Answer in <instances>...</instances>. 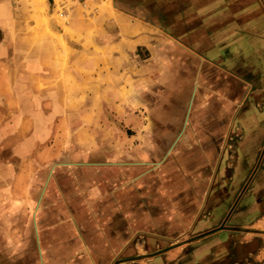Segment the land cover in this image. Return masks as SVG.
Returning a JSON list of instances; mask_svg holds the SVG:
<instances>
[{
	"label": "rangeland",
	"instance_id": "obj_1",
	"mask_svg": "<svg viewBox=\"0 0 264 264\" xmlns=\"http://www.w3.org/2000/svg\"><path fill=\"white\" fill-rule=\"evenodd\" d=\"M40 1L0 0V264H264V0Z\"/></svg>",
	"mask_w": 264,
	"mask_h": 264
},
{
	"label": "crops",
	"instance_id": "obj_2",
	"mask_svg": "<svg viewBox=\"0 0 264 264\" xmlns=\"http://www.w3.org/2000/svg\"><path fill=\"white\" fill-rule=\"evenodd\" d=\"M260 33H261V35L264 33V28L261 29ZM261 54L263 55L264 52L261 53ZM260 59H262V64H264V56H262ZM26 124H27V122L25 121V125ZM24 143H26V141ZM25 151L28 153L27 155H29L31 157H35V158H38L41 155V153L44 154L46 157L49 154L50 158H52V155H53V151L52 150L47 149L44 152H41L36 146L34 148H31V150L30 149L29 150L26 149ZM29 156L25 155V157H29ZM54 157H56V156L54 155ZM50 170H51V168H50Z\"/></svg>",
	"mask_w": 264,
	"mask_h": 264
},
{
	"label": "bare ground",
	"instance_id": "obj_3",
	"mask_svg": "<svg viewBox=\"0 0 264 264\" xmlns=\"http://www.w3.org/2000/svg\"><path fill=\"white\" fill-rule=\"evenodd\" d=\"M42 1H43V0H42ZM42 1H40L39 4L42 3ZM44 3H46V2H44ZM42 6H43V5H42ZM39 16H40V15H39ZM41 17H42V16H41ZM44 19H46V18L44 17ZM44 19H43V17H42V20H43V21H44ZM35 21H36V20H35ZM45 21H47V19H46ZM45 25H47V23H46ZM49 26H50V25H49ZM49 26H48V27H49ZM40 29H41V27H40ZM53 30H54V29H53ZM45 31H46V30H45ZM45 37H46V36H45ZM21 38H22V37H21ZM21 38H20V39H21ZM28 38H30V37H28ZM40 38H41V37H40ZM25 39H26V38H25ZM22 40H23V38H22ZM18 41H19V39H18ZM44 41H45V39H44ZM44 41H43V42H44ZM45 47H46V46H45Z\"/></svg>",
	"mask_w": 264,
	"mask_h": 264
},
{
	"label": "water",
	"instance_id": "obj_4",
	"mask_svg": "<svg viewBox=\"0 0 264 264\" xmlns=\"http://www.w3.org/2000/svg\"><path fill=\"white\" fill-rule=\"evenodd\" d=\"M38 244H39V242H38ZM39 253H40V256H41V248H40V246H39ZM41 259H42V256H41Z\"/></svg>",
	"mask_w": 264,
	"mask_h": 264
}]
</instances>
